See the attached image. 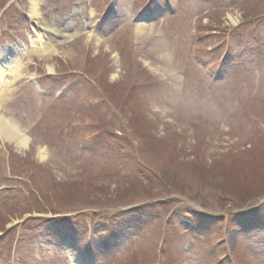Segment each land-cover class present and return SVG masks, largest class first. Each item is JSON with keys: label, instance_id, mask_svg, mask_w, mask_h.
Masks as SVG:
<instances>
[{"label": "rangeland", "instance_id": "374dc122", "mask_svg": "<svg viewBox=\"0 0 264 264\" xmlns=\"http://www.w3.org/2000/svg\"><path fill=\"white\" fill-rule=\"evenodd\" d=\"M8 1L0 264H264V0Z\"/></svg>", "mask_w": 264, "mask_h": 264}, {"label": "bare ground", "instance_id": "6f19581e", "mask_svg": "<svg viewBox=\"0 0 264 264\" xmlns=\"http://www.w3.org/2000/svg\"><path fill=\"white\" fill-rule=\"evenodd\" d=\"M32 14L34 15L35 12L32 11ZM37 39L40 42V45L43 44L41 36H38ZM8 54L6 50L0 51V92L4 87H6L7 83L5 77L13 72L10 67L15 68L16 65V55L12 56L9 51ZM9 56H12L14 60H10L8 58ZM0 136L10 142H13L19 148L25 147L29 141L28 138L22 135L11 122L7 121L3 117L0 118ZM40 158H44L42 149L40 150Z\"/></svg>", "mask_w": 264, "mask_h": 264}, {"label": "trees", "instance_id": "16d2710c", "mask_svg": "<svg viewBox=\"0 0 264 264\" xmlns=\"http://www.w3.org/2000/svg\"><path fill=\"white\" fill-rule=\"evenodd\" d=\"M167 183V182H166ZM168 184V183H167ZM169 185V184H168ZM144 186V190L147 191L146 193L147 194H151V187L150 186H146V185H143ZM142 186V187H143ZM171 186V185H170ZM146 187V188H145ZM163 188V186H162ZM158 191V190H157ZM225 193V191H224ZM228 195L232 196L235 201H238V202H242L243 204L247 201H250L252 199H258L260 197H264V189L263 190H259V191H256L254 193H251L250 191H246V192H227ZM226 204L228 203L227 201H225Z\"/></svg>", "mask_w": 264, "mask_h": 264}]
</instances>
